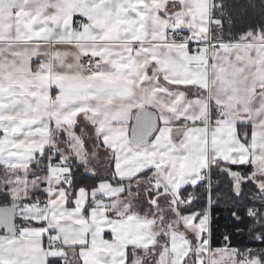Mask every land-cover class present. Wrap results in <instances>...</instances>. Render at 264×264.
I'll use <instances>...</instances> for the list:
<instances>
[{
    "label": "snow or ice",
    "instance_id": "1",
    "mask_svg": "<svg viewBox=\"0 0 264 264\" xmlns=\"http://www.w3.org/2000/svg\"><path fill=\"white\" fill-rule=\"evenodd\" d=\"M218 6L0 0V264H264V26Z\"/></svg>",
    "mask_w": 264,
    "mask_h": 264
},
{
    "label": "trees",
    "instance_id": "2",
    "mask_svg": "<svg viewBox=\"0 0 264 264\" xmlns=\"http://www.w3.org/2000/svg\"><path fill=\"white\" fill-rule=\"evenodd\" d=\"M215 3H223L227 14L231 16L234 27L229 29L227 22L223 31L225 40L235 39L236 36L243 33L245 30L256 29L257 26H264V0H213ZM220 9L217 16L220 13ZM231 32V36L229 35ZM243 38H241L242 40ZM228 205L221 201L217 212L219 214V223L224 224L226 218L225 208ZM240 238L237 237V240Z\"/></svg>",
    "mask_w": 264,
    "mask_h": 264
},
{
    "label": "crops",
    "instance_id": "3",
    "mask_svg": "<svg viewBox=\"0 0 264 264\" xmlns=\"http://www.w3.org/2000/svg\"><path fill=\"white\" fill-rule=\"evenodd\" d=\"M182 4H189V3H193L195 5V11L198 15L200 14H204L207 16L208 18V0H181ZM12 12H16L17 15H19V12L14 10V9H9L6 10V15H12ZM209 19V18H208ZM259 41V36L253 37L251 44L255 45L257 42ZM240 49L244 50V51H248V52H252L253 49L251 46H249L247 44L246 41H244L243 39L240 41ZM241 54H243L241 52ZM236 52H233V57H235ZM99 216V219H95V217ZM93 222L96 224L97 226V232L102 230V225L104 224V218H103V212H98V213H94V220ZM131 242L134 243H139L138 238H133V240ZM48 255H58V252H52V253H47ZM91 258V257H89Z\"/></svg>",
    "mask_w": 264,
    "mask_h": 264
},
{
    "label": "built area",
    "instance_id": "4",
    "mask_svg": "<svg viewBox=\"0 0 264 264\" xmlns=\"http://www.w3.org/2000/svg\"><path fill=\"white\" fill-rule=\"evenodd\" d=\"M220 3L219 2H214L213 0H208V18L211 19V17L213 15H217L218 11H219V5ZM213 32H215V30H213ZM223 33H217V35H222ZM213 39V35L212 34H209L208 35V41H209V44H211V41ZM59 249H57L55 252H58Z\"/></svg>",
    "mask_w": 264,
    "mask_h": 264
}]
</instances>
